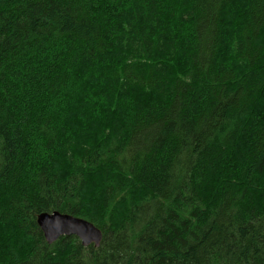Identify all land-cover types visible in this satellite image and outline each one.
<instances>
[{
	"label": "trees",
	"instance_id": "trees-1",
	"mask_svg": "<svg viewBox=\"0 0 264 264\" xmlns=\"http://www.w3.org/2000/svg\"><path fill=\"white\" fill-rule=\"evenodd\" d=\"M0 264H264V0H0Z\"/></svg>",
	"mask_w": 264,
	"mask_h": 264
},
{
	"label": "water",
	"instance_id": "water-1",
	"mask_svg": "<svg viewBox=\"0 0 264 264\" xmlns=\"http://www.w3.org/2000/svg\"><path fill=\"white\" fill-rule=\"evenodd\" d=\"M36 221L48 243H52L62 235H75L83 245L100 244L101 231L83 218L52 211L39 213Z\"/></svg>",
	"mask_w": 264,
	"mask_h": 264
}]
</instances>
